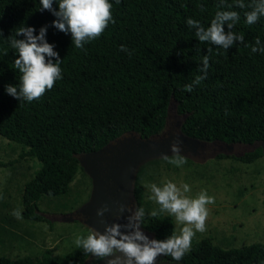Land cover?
Segmentation results:
<instances>
[{
	"label": "trees",
	"instance_id": "trees-1",
	"mask_svg": "<svg viewBox=\"0 0 264 264\" xmlns=\"http://www.w3.org/2000/svg\"><path fill=\"white\" fill-rule=\"evenodd\" d=\"M243 2L244 8L236 0H110L115 23L110 21L101 36L77 49L71 33L53 26L57 17L39 10L40 0H0V135L22 144L20 157L40 162L24 186L25 217L46 219L39 200L68 193L81 156L126 136L161 134L173 107L184 116L181 132L192 139L264 143V17L247 24L245 12L259 0ZM53 8L58 10L55 0ZM227 10L237 11L240 18L231 30L226 22L225 32L244 35L243 43L236 40L227 50L200 42L196 29L186 23L191 17L207 28L217 11ZM22 26L34 27L35 35L47 27L46 40L62 60V78L31 103L6 92L8 84L19 86L20 73L13 68L18 53L10 47L9 36ZM204 56H209V69L197 85L196 76L205 75ZM187 84L193 85L191 92L184 90ZM262 156L259 146L238 159L251 163ZM139 179L138 173L135 196L140 208L144 191ZM147 226L160 240L175 231L168 215L150 217ZM89 255L77 247L63 256L46 248L35 256L2 255L0 264H84ZM180 261L264 264V243L222 248L206 238L192 244Z\"/></svg>",
	"mask_w": 264,
	"mask_h": 264
},
{
	"label": "rangeland",
	"instance_id": "rangeland-1",
	"mask_svg": "<svg viewBox=\"0 0 264 264\" xmlns=\"http://www.w3.org/2000/svg\"><path fill=\"white\" fill-rule=\"evenodd\" d=\"M179 119L182 117L176 108H171L165 131L177 133ZM259 146L263 147V144L254 143L245 150L236 145L227 150L216 149L212 142L205 148L197 143L195 149L181 148L180 154L186 159L182 167H176L164 158L143 164L138 171V182L144 191L143 224L148 223L153 210L160 216H167L161 213L154 200L149 199L151 192L147 186L152 183L162 186L163 182L171 180L178 186L187 183L191 191L186 195L190 197L206 191L215 200L207 205L206 231L197 232L192 244L206 238L222 248L264 243V156L251 163L238 159ZM22 149L20 142L0 135V162L5 164L0 167V256H35L46 248H54L55 253L63 256L76 247V235L86 237L94 231L84 220L65 221L63 218V215L76 213L89 200L92 179L81 165L68 193L43 196L39 200L40 213L46 219H28L24 215V186L40 168V162L32 156L20 157ZM16 210L20 211L21 219L12 214ZM180 227L175 224L177 233Z\"/></svg>",
	"mask_w": 264,
	"mask_h": 264
},
{
	"label": "clouds",
	"instance_id": "clouds-1",
	"mask_svg": "<svg viewBox=\"0 0 264 264\" xmlns=\"http://www.w3.org/2000/svg\"><path fill=\"white\" fill-rule=\"evenodd\" d=\"M58 3V10L53 8L54 0H40L39 10H49L57 19L53 26L64 33H71L72 42L75 48L82 49L84 44L101 36L109 22L115 23L112 18V4L110 0H55ZM121 0H116L119 4ZM238 8H244L243 0H236ZM203 8V6H201ZM246 23L255 24L261 17H264V0H259L251 11L245 12ZM237 11H217L211 20L210 26L205 28L197 20L189 17L186 20L189 28H195V36L200 42H210L225 50L229 49L236 40L241 43L244 35H237L233 31L225 32L224 25L227 22L231 30L239 21ZM34 27H19L14 34L9 36L10 47L18 53L14 60L13 68L20 73L19 86L8 84L6 92L19 102L31 103L39 100L47 90L54 87L55 82L62 78L61 59L59 53L54 51V46L47 42V27H42L39 35H35ZM2 34V33H0ZM23 36L24 39H17ZM256 44H260L259 38ZM125 46L121 45V51ZM253 46L251 52H257ZM209 53L212 49H208ZM264 53V48L260 49ZM56 58L53 62L50 58ZM209 69V56L203 57L204 76H196L194 83L199 85L207 77ZM184 90L191 92L192 84H187ZM171 151L174 154L171 158L165 156L168 163L182 167L186 159L181 153V141L178 139L171 144ZM151 192L149 199L154 200L160 206L161 213L173 217L175 224L182 226L179 232L173 231L166 239H149L141 230V222L145 217V210L140 207L133 216L129 217L127 225L114 223L107 225L103 233L91 231L87 236L76 235L74 244L82 249L85 254H90L98 260L108 259V264H155L157 257H171L174 261L183 259L186 253L190 252L192 239L197 232L206 231V220L208 216L207 205L215 203L214 197L207 195L206 191L199 192L195 197L186 195L191 191L187 183L178 186L171 180L158 186L155 183L147 186ZM125 205H121L119 212L124 211ZM108 210L107 206L97 210L98 216H103ZM17 219H21L20 211L12 213ZM151 217H157L158 213L153 210ZM130 229L122 231L121 229Z\"/></svg>",
	"mask_w": 264,
	"mask_h": 264
},
{
	"label": "water",
	"instance_id": "water-1",
	"mask_svg": "<svg viewBox=\"0 0 264 264\" xmlns=\"http://www.w3.org/2000/svg\"><path fill=\"white\" fill-rule=\"evenodd\" d=\"M177 139L181 143L198 142L182 132L170 136L161 133L147 138L134 134L81 156V165L92 179L90 199L77 211L87 217L85 223L94 231L98 230L101 233L105 231L107 225L113 224L110 218L119 213L121 205H126L134 197L133 191L139 168L150 160L172 155L171 144ZM262 144L264 150V143ZM105 206L108 210L103 216H98L97 210ZM63 218L65 221H74L71 213L68 216L63 215Z\"/></svg>",
	"mask_w": 264,
	"mask_h": 264
},
{
	"label": "flooded vegetation",
	"instance_id": "flooded-vegetation-1",
	"mask_svg": "<svg viewBox=\"0 0 264 264\" xmlns=\"http://www.w3.org/2000/svg\"><path fill=\"white\" fill-rule=\"evenodd\" d=\"M169 115H170V113H169ZM181 117H182V119H179L178 122L176 123L177 129L175 131L177 133H173V131H165V129H164V131L162 132L164 136L178 135V134L181 133V125H182V123L184 121V116L181 115ZM167 124H168V121H167ZM197 143L202 144L203 148L207 147L208 144H209V142H204V141H198ZM212 144H214L216 149L217 148L218 149L219 148H225L227 150H232V148H234L236 145L240 146L243 150H245L246 148H248V145H249V144H241V143L227 144V143L221 142V141H213ZM194 145L195 144H189V143L182 142L181 143V148H183L184 150H186L187 148L195 149ZM135 185H136V182H135ZM133 192H134V197L129 201V203H127L125 205L126 211H123L122 213L119 212L117 215H115L114 217L110 218V221H112L113 224L114 223H119L122 226L123 225H127L129 223V217L133 216L135 214V212L139 209L138 201H137L136 196H135V188H134ZM77 211H78V209L76 210V213H71V214H73L74 219L78 218L80 220H84V222H85L87 217L85 215L81 214V213H78ZM141 224H142L141 230L145 233V235H147L149 237L150 240L151 239H158L156 233L152 229L148 228L147 224H143V222H141ZM121 230L122 231H130V229H125L123 227H122ZM108 259H110V257L109 258H105L103 260H98L97 258L92 257L91 255H89L86 258L84 264H108ZM156 263L192 264L190 262L187 263V262H183V261H174V260L171 259V257H165V256L157 257V259L155 261V264Z\"/></svg>",
	"mask_w": 264,
	"mask_h": 264
}]
</instances>
